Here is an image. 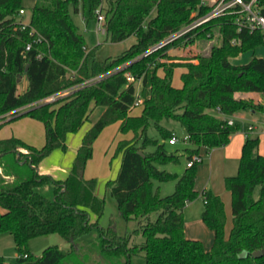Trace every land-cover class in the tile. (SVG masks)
Here are the masks:
<instances>
[{
    "label": "trees",
    "instance_id": "1",
    "mask_svg": "<svg viewBox=\"0 0 264 264\" xmlns=\"http://www.w3.org/2000/svg\"><path fill=\"white\" fill-rule=\"evenodd\" d=\"M108 2L104 23L107 37L117 42L135 35L137 40L118 56L97 60L95 49H88L69 7L73 4L78 11L81 3L88 9V18H97L95 10L101 0H36L26 25L18 19L24 9L23 0H0V119L12 112L10 121L30 116L46 127V143L41 148L16 136L0 139V232L13 235L17 251L14 262L0 254V264H67L66 259L75 262L73 249L56 244L37 256L30 250L29 240L58 233L74 242L94 227L100 229V248L120 252L126 246L129 256L144 252L146 264H264V254L252 256L253 251L264 248V154L258 151V138L247 136L238 173L225 177L232 196L229 234L224 202L211 189L201 191L205 204L202 219L214 234L209 249L202 240L186 235L184 219L186 204L199 195L198 163L187 166L188 160L201 154L203 147L210 150L229 142L240 125L228 124L223 116L262 108L253 99L235 94L264 95V58L254 55L242 64L232 63L231 58L263 45L264 31L246 27L238 30L233 14L204 22L197 27V36L207 37L218 28L221 42L198 55L197 63L179 65L187 71L181 73L182 86L177 87L173 76L178 64L169 65L160 58L172 45L193 43L195 30L154 47L205 15L209 8L201 0ZM259 4L264 14V0ZM193 11H197L194 17ZM28 43L31 48L25 51ZM160 68L163 75L158 72ZM105 72V77L95 79ZM126 72L141 82L142 110L137 115L130 113L136 88L133 81L127 80ZM23 73L29 85L18 93V77ZM66 90L70 92L64 97L40 102ZM93 101L103 111L85 134L67 177L57 179L40 173V162L54 149H65L67 134L78 131L90 117ZM29 105L24 111H16ZM169 120L179 122L188 134L190 145L182 149L186 168L181 175L158 167L179 162L181 157L179 149L169 151L166 147L176 135L166 125ZM116 122L120 132L132 130L134 136L118 142L116 153H122L121 167L107 186L122 216L139 222L145 239L132 247H127V239L112 227L100 225L104 198L96 193V179L84 177L95 140L106 126ZM151 127L157 137L149 134ZM10 177L14 182H8ZM153 179H176L174 191L160 196L153 190ZM47 183L53 185L51 196L38 190ZM90 212L97 215L95 221H91ZM152 212H157L154 220L150 218ZM243 250L249 255L239 258ZM126 258L123 264L129 262L130 257Z\"/></svg>",
    "mask_w": 264,
    "mask_h": 264
},
{
    "label": "rangeland",
    "instance_id": "2",
    "mask_svg": "<svg viewBox=\"0 0 264 264\" xmlns=\"http://www.w3.org/2000/svg\"><path fill=\"white\" fill-rule=\"evenodd\" d=\"M35 3L36 0H23L24 12L18 16V19L24 23H28ZM78 7L79 10L76 11L74 5L71 4L69 7L70 14L78 26L79 31L83 34L87 42L88 49H95V58L97 60H106L108 58L118 56L136 42L137 39L135 35H131L121 41H111L110 38L107 37L106 33L98 31L97 19L93 17L88 18L86 16L88 15V9H84L81 3L78 4ZM104 8L106 13L109 8L108 0H105ZM196 14L197 11H193L192 17ZM193 21L194 19L191 22ZM190 23L183 25L182 28ZM196 29L197 28L193 29L195 30L193 35L197 37L193 43L186 44V42H182L177 45H172L164 56L160 58L161 61H164L169 65L178 64L174 67V71L176 69L177 70L174 72L173 76V84L177 87L182 86L180 70L187 71L185 66L179 65L187 62L197 63L198 55L209 52L213 44H219L221 42V36L218 28L213 29V32L210 35L208 34L207 37H198ZM158 46H160V44L156 45L154 48ZM263 48L264 44L258 49V52ZM253 53V51L249 50L241 53L238 58H242L243 55H246V57L249 56L250 58ZM257 54L258 53L254 55L256 56ZM244 60L246 61L247 59ZM158 72L163 75V68H160ZM107 74L108 73L105 72L97 74L94 77L95 79H100L101 77H105ZM19 77H24V79L28 81L25 73L21 74ZM133 82L136 91L140 92L141 82L137 79ZM67 94L68 93L63 94L57 99L64 97ZM243 94H245V92L239 93V95ZM94 105L95 103L93 101L90 117L83 123L80 129L76 132L67 134L66 148H56L47 156L48 163H60L66 166L68 162L71 166L73 165L77 150L82 144L85 134L89 131L93 122L99 118L103 111L102 107H95ZM139 106H132L130 113L132 114L133 111L135 115L139 114ZM8 116H11V119L14 117V114L10 113ZM254 116L255 119H252V117L249 116L237 121L240 127L232 135V138H230L227 144L213 148L209 153L205 150H201L204 154L202 162L198 163L196 178V189L199 191V195L186 204L184 209V219L188 234L186 235L190 238L202 240L205 247L209 244L214 234L202 220V213L205 208V204L201 191L205 187L207 189H211L223 200L227 216L226 233H228L232 226V196L225 186V177L236 175L238 173L242 147L247 136L258 138V151L260 150V152H264V112L262 110H258L254 113ZM166 125L173 129L179 138V142L177 144L171 145L168 141L166 143V147L169 151H176L179 149L181 157L179 162L158 164V167L160 169L181 175L186 168V156L181 154L182 149L190 145L189 142L185 140L188 134L185 127L177 121L169 120ZM249 126H252V128L249 129ZM149 134L155 137L158 136L157 131L152 127L149 130ZM0 136L20 137L27 143L41 148L46 143V127L40 120H36L30 116H20L4 124L0 128ZM133 136L134 132L132 130L126 133L120 132L119 123L117 122L106 126L94 142L93 154L86 164L84 173L85 178L96 179V193L99 197L104 198V211L99 217L100 225L105 227L110 226L117 235L124 236L128 242L127 247L140 244L145 238L139 229L138 220L134 218L126 219L122 216L116 199L110 193L107 182L109 180L116 179L121 167L122 153H116L118 142L121 140L131 139ZM159 139L161 140V138ZM149 149L153 150L154 147H150ZM27 170L28 168L23 169L24 172H27ZM45 174L52 175L51 173ZM61 176H64V174ZM8 180L9 183L14 182V178L12 177ZM152 182L153 190L158 191L160 196L171 194L176 186V179H170L167 181H158L153 179ZM38 190L47 196H51L53 185L49 183L43 184L39 186ZM256 193L258 194V190ZM90 216L91 221H95L97 219V215L93 212H90ZM156 217L157 212H152L150 214V218L152 220ZM100 236V229L98 227L92 228L89 232L80 236L74 242L68 241L58 233H49L30 239L29 248L37 256L42 254L44 248L53 244L67 250L73 249L75 252V262L66 259L64 262L67 264H70L71 262L75 264H123L126 261L127 256L130 257L127 264H146L144 252L130 253L129 256L127 250L125 249L126 246H124L120 252L118 249H112L109 251L100 248ZM0 254L3 255L9 262H14L17 259L15 241L13 235L9 232H0Z\"/></svg>",
    "mask_w": 264,
    "mask_h": 264
},
{
    "label": "built area",
    "instance_id": "3",
    "mask_svg": "<svg viewBox=\"0 0 264 264\" xmlns=\"http://www.w3.org/2000/svg\"><path fill=\"white\" fill-rule=\"evenodd\" d=\"M201 4L207 6L209 8L208 12L205 15L199 16L194 19L193 22H191L189 25L185 26L184 28L180 29L179 31L173 33L171 36H169L167 39H165L160 45L165 44L167 42H170L174 40L175 38H178L180 36L185 35L189 31L197 28L204 22L210 21L211 19H214L216 17L225 15V14H233L235 23L238 26V30L242 29L243 27H246L250 30L260 29L264 31V14L261 11V7L259 4V0H201ZM105 0H101L100 5L96 8L95 13L97 16V22H98V31L105 33V20H106V13H105ZM24 9L20 10V13H23ZM23 22V21H22ZM26 25V22L24 23ZM210 35V33H209ZM235 42V40H233ZM31 48V43H28L26 45L25 51ZM127 80L128 81H134L135 76H133L131 73H126ZM70 90L62 91L60 93L52 94L44 99H42L40 102H50L56 100L59 96L69 93ZM141 104V96L140 92L136 91V100L133 104L134 106H139ZM30 106H25L23 108H20L16 111H19L21 109H28ZM12 113V112H11ZM227 123L232 125L235 123L234 118L230 116H223ZM252 126H249V129H251ZM187 141V137L185 139ZM169 142L171 144H176L179 142V138L174 134L170 139ZM203 159L201 154H195L193 157L188 160L187 166H191L194 163H199Z\"/></svg>",
    "mask_w": 264,
    "mask_h": 264
},
{
    "label": "crops",
    "instance_id": "4",
    "mask_svg": "<svg viewBox=\"0 0 264 264\" xmlns=\"http://www.w3.org/2000/svg\"><path fill=\"white\" fill-rule=\"evenodd\" d=\"M261 46L262 45L258 46L255 50H253L254 53L252 54V56H250V58H249V56L246 57V55H243L242 58H238V56L240 55L239 54L238 56L231 58V62L234 63V64L246 63V62L250 61L252 59V57L254 56V54H256V53H258L256 56H259V57H263L264 58V48L263 49H260V51L258 52V49L261 48ZM244 59H247V60L245 61ZM242 61H245V62H242ZM182 72L183 71L180 70V75H181ZM28 85H29V83H28V81L26 79H24V77H18V85H17V87H18V89H17L18 93H22L24 90H26L27 87H28ZM239 93L240 92H237L235 95L237 97L251 98L255 102L259 103L262 106V108H257V109L250 108L248 110H241V111L236 112L235 114L231 115L234 118L235 122H237L239 119H243V118H246V117H249V116H251L252 119H255L254 118L255 117L254 116V113L257 112L258 110H262L264 112V95H262L260 93H257V92H245V94H243V95H239ZM139 108H140V112H139V114H140L142 108L140 106H139ZM24 110L25 109H21V110L18 111V113L21 112V111H24ZM132 114H134L133 111H132ZM10 117L11 116H8L7 115L5 118L0 119V124H2V126L4 124H6L8 121H10ZM4 137H6V136H0V139L1 138H4ZM231 138H232V136H231ZM201 150H205L207 153H209L211 151V149L209 150V149L204 148V147ZM259 152H260V150H259ZM200 153H201V155L203 157V154L204 153L201 152V151H200ZM260 153L261 154H264V152H260ZM70 169H71V165L68 162H67V165L66 166H64V165H62L60 163H48L47 162V157L44 158L40 162L39 167H38V171L40 173H43V174H45V173H51L52 176L55 177V178H57V179H65L67 177V175L69 174ZM63 174H64V176H61ZM204 189H207V188L205 187ZM229 231H228V233H226L227 235L229 234ZM185 233L187 234L186 223H185ZM212 243H213V237L210 240L209 244L206 246L207 248L206 247L205 248L206 249H209L212 246Z\"/></svg>",
    "mask_w": 264,
    "mask_h": 264
},
{
    "label": "water",
    "instance_id": "5",
    "mask_svg": "<svg viewBox=\"0 0 264 264\" xmlns=\"http://www.w3.org/2000/svg\"><path fill=\"white\" fill-rule=\"evenodd\" d=\"M142 152V151H141ZM19 156V153L17 154ZM29 164L31 165V162H29ZM37 170H38V167H37ZM264 254V248L262 249H258V250H255L252 252V256L253 257H260ZM249 255V252L246 251V250H243L239 253V258H245Z\"/></svg>",
    "mask_w": 264,
    "mask_h": 264
}]
</instances>
